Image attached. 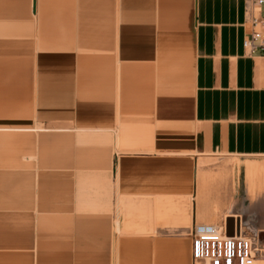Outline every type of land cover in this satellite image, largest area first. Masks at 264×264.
<instances>
[{"label": "crops", "instance_id": "0c3cea01", "mask_svg": "<svg viewBox=\"0 0 264 264\" xmlns=\"http://www.w3.org/2000/svg\"><path fill=\"white\" fill-rule=\"evenodd\" d=\"M245 11L0 0V264H194V226L219 218L264 242V54L244 47ZM216 155L241 176L209 182Z\"/></svg>", "mask_w": 264, "mask_h": 264}, {"label": "built area", "instance_id": "2783aa9c", "mask_svg": "<svg viewBox=\"0 0 264 264\" xmlns=\"http://www.w3.org/2000/svg\"><path fill=\"white\" fill-rule=\"evenodd\" d=\"M244 47L249 55L264 54V0H246ZM227 233V223L219 228L210 223H196L192 232L194 264H260L264 242L260 234H245L235 227Z\"/></svg>", "mask_w": 264, "mask_h": 264}, {"label": "rangeland", "instance_id": "374dc122", "mask_svg": "<svg viewBox=\"0 0 264 264\" xmlns=\"http://www.w3.org/2000/svg\"><path fill=\"white\" fill-rule=\"evenodd\" d=\"M221 156H212L209 159L208 164V171H207V180L209 182H214V181H222L226 182L228 179L236 180L237 177H240L242 172L241 170L237 167V164L239 163L237 158L226 160L229 161V165L234 164L236 167L234 168L233 166L226 167L227 162L225 161L224 163L221 162L222 159H220ZM263 177H264V169H262ZM264 179V178H263ZM250 183V181H248ZM262 186L264 187V180L262 183ZM221 221V218L214 219V220H205L203 223H210L212 224L213 222ZM198 264H207V263H198ZM264 264V262H262Z\"/></svg>", "mask_w": 264, "mask_h": 264}, {"label": "water", "instance_id": "95a60500", "mask_svg": "<svg viewBox=\"0 0 264 264\" xmlns=\"http://www.w3.org/2000/svg\"><path fill=\"white\" fill-rule=\"evenodd\" d=\"M227 233L229 235H234L235 234L234 219H228L227 220ZM237 233H239V229H238Z\"/></svg>", "mask_w": 264, "mask_h": 264}, {"label": "bare ground", "instance_id": "6f19581e", "mask_svg": "<svg viewBox=\"0 0 264 264\" xmlns=\"http://www.w3.org/2000/svg\"><path fill=\"white\" fill-rule=\"evenodd\" d=\"M241 231L244 232L245 230L241 229ZM207 264H209V263H207Z\"/></svg>", "mask_w": 264, "mask_h": 264}]
</instances>
